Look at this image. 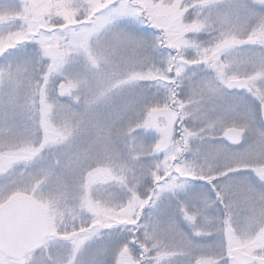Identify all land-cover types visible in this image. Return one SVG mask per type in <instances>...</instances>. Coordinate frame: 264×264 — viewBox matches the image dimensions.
<instances>
[{"label":"snow or ice","instance_id":"snow-or-ice-1","mask_svg":"<svg viewBox=\"0 0 264 264\" xmlns=\"http://www.w3.org/2000/svg\"><path fill=\"white\" fill-rule=\"evenodd\" d=\"M0 264H264V0H0Z\"/></svg>","mask_w":264,"mask_h":264}]
</instances>
